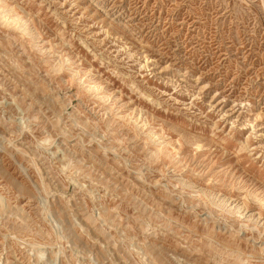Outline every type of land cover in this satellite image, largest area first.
Returning a JSON list of instances; mask_svg holds the SVG:
<instances>
[{"label": "rangeland", "instance_id": "1", "mask_svg": "<svg viewBox=\"0 0 264 264\" xmlns=\"http://www.w3.org/2000/svg\"><path fill=\"white\" fill-rule=\"evenodd\" d=\"M0 264H264V0H0Z\"/></svg>", "mask_w": 264, "mask_h": 264}, {"label": "bare ground", "instance_id": "2", "mask_svg": "<svg viewBox=\"0 0 264 264\" xmlns=\"http://www.w3.org/2000/svg\"><path fill=\"white\" fill-rule=\"evenodd\" d=\"M237 209H238V212H237V213L239 214L240 211H241V209H240V208H237ZM237 209H236V210H237ZM211 245H212V244H211ZM238 254H239V253H238ZM239 260H240V262H243L240 258H239Z\"/></svg>", "mask_w": 264, "mask_h": 264}]
</instances>
